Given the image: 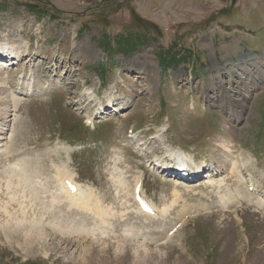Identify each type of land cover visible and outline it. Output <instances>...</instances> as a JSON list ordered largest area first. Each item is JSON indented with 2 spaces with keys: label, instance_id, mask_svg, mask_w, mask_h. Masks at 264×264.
I'll return each instance as SVG.
<instances>
[{
  "label": "rangeland",
  "instance_id": "374dc122",
  "mask_svg": "<svg viewBox=\"0 0 264 264\" xmlns=\"http://www.w3.org/2000/svg\"><path fill=\"white\" fill-rule=\"evenodd\" d=\"M0 38L15 42L16 50L21 41L29 42L33 52L27 53L23 45L28 57L1 66L12 74L20 71L29 77L31 71L36 76L31 83L35 95H20L24 113L18 118L15 112L10 114L12 123L0 121L12 124L9 136L3 138L10 137L13 129L20 132L22 124L17 122L23 118L29 124L37 120L36 127L45 134L41 144L47 147L40 144L42 150L35 152L28 145L32 125L27 124L22 130L25 137L18 138L12 154L38 156L40 171L37 175L36 169L32 179L37 182L40 176L39 181L49 182L51 190L58 187L57 167L66 164L78 182L94 187L106 212L114 213V219L107 215L103 221L57 205L60 209H50L51 216L43 218L52 197L39 188L38 211H42L37 218L25 217L18 213L21 200L4 188L0 264H264V0H0ZM42 53L48 55L42 58ZM140 57L150 65L146 70L134 67L133 61ZM217 64L223 65L222 73L215 72ZM210 80L222 82L217 84L222 93L208 90ZM150 84L153 94L146 91ZM238 88L248 96L245 109L235 104L241 99V93L235 94ZM88 89L95 99L88 100ZM234 111L243 118L237 121ZM89 115L96 130L86 125ZM129 127L133 139L127 136ZM141 137L148 148L145 157L129 151L135 145L128 142L136 144ZM164 144L182 149L197 163L204 161V173L175 183L167 173L150 171L146 162L155 159L153 154L166 158ZM62 145L73 151L52 152ZM223 147L229 148L227 154ZM238 156L239 162L247 163L245 183L233 201H223L228 190L207 188L210 177L206 176L229 179L228 173L217 175L214 170L218 163ZM118 168L130 184L127 199L133 207L135 177L140 174L146 176L144 193L158 211L171 205L176 184L190 191L175 194L180 195L177 204L164 218L135 219L139 217L135 213L129 218L115 180ZM246 183L259 191L250 193ZM196 188L206 194L189 195ZM240 191L243 197H238ZM9 216L31 219L27 226L34 219L42 220L32 231L44 234V239L33 247L17 246L16 232L3 224ZM73 222L78 224L72 230ZM60 224L63 227L58 229ZM79 224L87 233L77 236ZM66 230L75 232L70 235ZM93 243L86 254L83 250ZM145 248L150 258L138 260Z\"/></svg>",
  "mask_w": 264,
  "mask_h": 264
},
{
  "label": "bare ground",
  "instance_id": "6f19581e",
  "mask_svg": "<svg viewBox=\"0 0 264 264\" xmlns=\"http://www.w3.org/2000/svg\"><path fill=\"white\" fill-rule=\"evenodd\" d=\"M74 35H75V33L73 32L71 36H74ZM9 40H7V39L5 40L4 39V41H2V42H6V43H2L1 40H0V106H1L0 107L1 108L0 109V115H1V118H0L1 120L0 121L3 122L4 120H7L8 123H12L13 120L10 119V114H12V113L15 112L16 113V117L18 118V117L21 116V113H24V111H25L24 108H23L24 106L22 105L23 102L21 101L22 99L20 98V95L21 96H23V95H25V96H33V95H35L34 92H33V90H32L33 87L31 86V83L36 79V76L31 71L29 72V74H30L29 77H27L26 74H23L20 71L14 72L12 74V71H10V69L7 66H3V67L1 66L2 63H4V62L9 63L8 61H11V62L9 64L5 63V65L7 64L9 66H12L11 64L12 63L14 64V61H19L20 59L23 60V59H25V57H28L29 54L28 55H23V53H24L22 51V46L23 45H24L23 48L25 47L24 50L27 51V53H31V54L33 53V52H31L32 50L30 48L29 42H24L23 43V41H21L22 42L21 45L16 50V43L15 42L10 43ZM6 49H8L9 52H6L5 51ZM38 53L40 54V52H38ZM38 53H36V55H38ZM96 54L98 56V52H96ZM41 55H42L41 57L44 58V56H46L48 54L42 53ZM49 57H52V54H50ZM140 59H141V57L138 58L136 60V62L133 61L135 63L134 67H136V68L137 67H143L144 70H146L147 67H150V65H148L146 62H144V61L141 62ZM242 61H243V59H242ZM243 62H245V60ZM221 66H223V65H219V64L216 65L215 72H217L218 74L219 73H222L223 68ZM224 69H225V65H224ZM154 76L157 77V73H154ZM242 79H245V78H242ZM220 83H222V82L218 81V82L215 83L214 80H210L209 81V85H208V88H209L208 90L213 91V92H216V93L217 92L222 93L220 91L221 89L219 90V86L217 85V84H220ZM147 90H149V92H148L149 94H153L154 87L152 86V84H150V88L146 89V91ZM236 90L237 91L235 92V94L237 93V94L240 95V93H241V96H239L241 99H236L235 100V102H236L235 104L239 108L245 109V107H246V101L248 99V96L242 93V92H244V90H240V88H238ZM87 91H88V96H87V94H86V96H87L88 100L95 99V93L92 92L90 89H88ZM5 94H7V95L4 96ZM65 95H66V93H65ZM98 100H99V93H97V101ZM221 102H218V103H221ZM90 107H92V103L88 105V108H90ZM244 112L245 111L243 110V113ZM101 114L102 113L99 112V115H101ZM28 115H30V114L28 113ZM233 116H235L237 118V121H239V120H241L243 118L242 113H238L236 111H234ZM86 120H87V123H90L92 127H93V125H95L94 122H96V121H94L92 119V115L87 116ZM7 121H6V123H7ZM35 122H36V125H35ZM35 122H34V120H31V122L29 124V120H28V122H25V120L23 118L22 120H20V121L17 122V123L22 124L21 131L18 132L16 129H13L12 132H11V134H10V137H8V138H3V136L4 135L9 136V133H10L9 132V127H11L12 124H10V125H6V123H4V124L1 123L0 124V142L6 141L8 139L7 140V143L6 144L4 143L5 145L2 144V143H0V145L2 144L0 146V160L5 163V164H1L0 163V165H2L0 167V191H2L5 188V190L8 192V194L10 196L13 195V199L19 198L21 200L19 203H17L18 204V207H19V212L18 213L20 215H24L25 217L29 215L30 217L37 218L39 216L40 212L42 211V210H40V212L38 211V207L41 205V204L38 203V201L40 200V196L38 194L40 192V189L43 190V193L44 194L51 192V197H52L51 198L50 207L48 209H45L46 210L45 213L41 215L43 218L46 217V214L49 215V216H51V211L52 210H50V209L55 210L56 208H59L60 206L62 207L63 205L66 206L69 210L74 209V210H78V211H80L82 213L85 212L86 214H89L92 217H98V218H103L104 219L105 216L107 217V215L111 216L112 214H109L110 211H109V213L106 212L107 210H105V207L102 206V202L100 201V198L96 195L95 189L92 186H90V185L82 184V183H77V179L74 177L73 173H71L69 171L68 166L66 164H62L61 166H58L57 169H56V173L57 174L55 175V177H56V179H55L56 180V184L55 185L58 186L57 189L54 188L53 190H51L52 188H50V183L49 182H43V181L40 182L39 180L40 179L42 180V178H40V176H37L38 177V179H36L37 182L36 181H33L32 176H35L36 173L34 175H32V173L34 171H36V169L40 168L39 167V164H38V160H37V157L38 156L32 157V156H28V155H19V156L14 157V155L12 153H13V147L17 144L16 141L18 140V138H21V136L23 134L22 130L25 127H27L28 125L29 126L32 125L30 127V131H28V135H30V137H31V138L28 137L30 139L28 145L33 146L34 149H35V152H39V151L42 150V148L40 147V144L42 143L41 140L43 139V137L45 136V134L41 130L42 127H40V126L38 128L36 127L38 121L35 120ZM94 128L95 127H93V129ZM129 130H133V129H128L127 130V133H129V135L131 134V136L128 135V137L133 139L134 137H132V136H133L134 133H133V131H132V133L129 132ZM4 132H6L7 134L4 133ZM36 134L38 135V139L34 138L36 136ZM226 135L229 136L228 133ZM24 137H25V134L22 136V138H24ZM144 137H146V135ZM231 138H232L231 141H233L234 136H231ZM21 140H20V142H21ZM143 140L144 139L141 137L140 139H137V143L136 144H135V142H128L131 145L132 144L135 145V147L133 146L134 148H131L130 150L129 149L128 150L129 151L137 150V151H133V152L137 153L138 155H143L145 157V155L143 154V151H144V148L146 147V144H144ZM226 143H227V141H226ZM21 144H19V145H21ZM41 145L45 149L47 148L46 147V144H41ZM164 146H165L164 147V152L166 153V158L165 159H163L162 157H159L157 154H153V157L158 158L157 160L153 161V163H155V164L157 163V165H154V167L152 168L153 172H154L155 168H165L164 171L168 172L167 176L169 178H171V179H174L175 180V183H178V182H180L179 180L181 179V177H182V175L184 173L183 172L175 171L176 168L182 169L181 171L187 170L188 168H189L188 169L189 171L190 170L191 171L192 170H198V172H197L198 174H201L205 170V168H206L207 165H206V163L204 161H200V163H197L194 160H190V158H189L190 156L188 154H186V152H184L182 149L176 150V149H174V148H172V147H170V146H168L166 144H164ZM241 146L242 145H238V150H241L242 149ZM223 148L225 150V153L227 154L228 151H226V150H228L229 148H227V147H223ZM147 149L148 148H146L145 150H147ZM51 150H52L53 153H66V154L69 153V152H71V151H73L70 147L64 146V145H62L60 147V149L58 150L59 152L58 151H55L54 148H51ZM149 150H151V149H149ZM119 152H120V154H118L117 156H118V159L120 161L121 160V150H119ZM150 154H152V152ZM227 156L228 157L229 156L231 157V154H229ZM10 158H12V161H10ZM167 158H170V159L168 160ZM178 164L180 166H175V165H178ZM246 165H247V163H244V161L239 162V156L236 157V159L235 158H232L231 161L228 162V163L227 162H225V163H218L217 164V167L214 170V173L216 172L217 175H220L222 172H224L222 174L228 173V178L229 179H227V180H224L223 179V180H220V181H215V180L212 179L211 176H206V178L210 177V179H208V181L206 182L207 188H210V187L211 188H215L216 187L217 189H221L222 186H224L228 190V192L225 193L222 196L223 201H227V202L233 201L237 197L236 190L239 187H242L243 182L245 183V177H244L243 171L245 170ZM39 171L40 170L38 169L37 170V175L39 174L38 173ZM117 172H118V174H117L118 176H117V178H115V180L117 179V182H118L117 186L119 185L121 191L123 192V196H122L123 199H120V200L123 201L122 202L123 203L122 206L126 209V212L129 215V218H130V216L131 217L136 216L135 214H139V217H135V219L140 218V215L143 216V217H145V218H151L152 220L153 219H161V218H164L168 214V209L169 208H172L173 205L177 204V199H178V197L180 195H175V194H179V193L181 194L182 193V190H185V189H187V190L190 191V189H188L185 186L181 190V188L179 186H177L178 184H176V186L173 189V194H174L175 198L173 199L171 205L170 206L164 205V207L160 211H158V209L156 208L157 213H155L153 216H150V215H147V214H143L139 210L135 209V207H133V206L130 205V201H129L130 199L129 198H128L129 200L127 199V197L130 196V192L128 190L130 184L127 181V179H125L124 173L122 172V170H120L118 168L117 169ZM5 176H8V178H6V181H4ZM135 179H136L135 180V186H137V185H143L144 176H136ZM3 182H5V185H3ZM229 182L231 183V185H229ZM165 185H170V184L167 183ZM48 186H49V188H47ZM246 186H248L247 183H246ZM73 187L75 188L74 191H72V188ZM247 188H249V186ZM251 191L253 192L254 190H251L249 188V192L250 193H251ZM255 191L258 192L259 189L257 188V190H255ZM193 192H195V193H192L191 192L192 194H189V195H192L193 197H195V196H197L199 194L200 195L206 194L205 190L202 189V188H200V189H197L196 188ZM240 196L243 197L241 191L238 194V197H240ZM12 203L13 202H11V204ZM7 205H8V202L5 205V207H3L4 212H8V209H7L8 206ZM120 208H121V206H120ZM13 210H14V208H13ZM17 210H16V212H17ZM85 213H83V214L86 215ZM14 214H15V212H14ZM80 214L75 211V215L76 216H79ZM113 215H114V213H113ZM113 215H112L111 219L113 218ZM108 217H107V219H108ZM151 219H149V220H151ZM23 220L22 219H18V217H16V219H14V218L12 219V217H10V219L7 220L3 224H4L5 228H11V230L13 229L16 232L18 239L15 240L14 243L17 246H21L22 248L24 246H26V247H33V245L35 243H37V242H39V241H41V240L44 239V234H38V233L35 232L36 230L35 231H32V229H34L33 227H36L37 225H41L43 222H42V220L41 221H38L37 219H34L33 221H31L32 222L31 225L27 226L26 225L27 222H29L31 219L24 220V221ZM103 221H105V219ZM103 221H101V223ZM111 221H113V220H111ZM107 223H104V224L106 225ZM76 225L73 222V223H71V225L69 224V228L70 229L72 228V230H73V228H75ZM109 225H110V223H109ZM128 225H126L127 226V229L129 227ZM61 226L62 225L60 224V225H57L56 227L59 229V228H62L63 227V226L62 227ZM78 226H77L78 229L76 231L77 232V236H79V234H83V231H84V233H87V231L83 228V224H79ZM66 227H64V228H66ZM163 227H164V225H163ZM29 228H31V229H29ZM124 229H126V228H124ZM69 230L68 231L66 230L67 233L70 234V235L71 234L73 235L75 231L69 233ZM133 231H134V229L131 232H133ZM33 232H35V233H33ZM124 232H125V230L123 231V233ZM128 232H129V230L127 231V233ZM65 233L66 232L64 231V233H63L64 236H65ZM94 234H95V229H94ZM20 235H21V237H20ZM51 235H53V234H51ZM124 235H125V233H124ZM130 235H129V237H131ZM66 237H68V236H66ZM45 238H46V236H45ZM61 238L62 237H60V239ZM96 241L98 242V240H96ZM115 241H116V239H115ZM93 245H94V243L93 244H90L89 245L90 247H87L83 251L86 252V254L87 253H90L88 251L93 247ZM144 245H145V242H144ZM145 247H146V245H145ZM140 249H141V247L140 248H137L136 255H140ZM84 252H83V254H84ZM150 253L151 252L145 248V250L143 251L142 256H137V259L138 260H147V259L150 258L149 257V254ZM82 257H84V255H81V259L83 261H85Z\"/></svg>",
  "mask_w": 264,
  "mask_h": 264
}]
</instances>
